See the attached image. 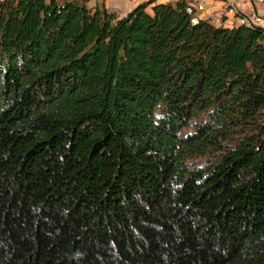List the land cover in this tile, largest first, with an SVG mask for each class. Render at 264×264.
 <instances>
[{
  "label": "trees",
  "instance_id": "16d2710c",
  "mask_svg": "<svg viewBox=\"0 0 264 264\" xmlns=\"http://www.w3.org/2000/svg\"><path fill=\"white\" fill-rule=\"evenodd\" d=\"M88 2L0 0V264H264V29Z\"/></svg>",
  "mask_w": 264,
  "mask_h": 264
},
{
  "label": "built area",
  "instance_id": "2783aa9c",
  "mask_svg": "<svg viewBox=\"0 0 264 264\" xmlns=\"http://www.w3.org/2000/svg\"><path fill=\"white\" fill-rule=\"evenodd\" d=\"M262 5L264 0H193L187 2L185 12L193 18V24L207 21L210 24H229L234 28L237 27V11H247L248 17L264 26V14L260 12ZM127 13L120 11L119 17Z\"/></svg>",
  "mask_w": 264,
  "mask_h": 264
},
{
  "label": "crops",
  "instance_id": "0c3cea01",
  "mask_svg": "<svg viewBox=\"0 0 264 264\" xmlns=\"http://www.w3.org/2000/svg\"><path fill=\"white\" fill-rule=\"evenodd\" d=\"M147 0H89L90 6H104L109 10H115V11H129L138 4L145 2ZM161 2H176L178 0H159ZM187 2L193 1V0H186ZM219 1V0H217ZM151 11V8H149Z\"/></svg>",
  "mask_w": 264,
  "mask_h": 264
},
{
  "label": "bare ground",
  "instance_id": "6f19581e",
  "mask_svg": "<svg viewBox=\"0 0 264 264\" xmlns=\"http://www.w3.org/2000/svg\"><path fill=\"white\" fill-rule=\"evenodd\" d=\"M237 25L239 26H245L250 28L259 27L264 29V26L261 23L256 22L255 20H252L250 17H248L247 11H237ZM215 25H222L224 27H230L229 24H221V23H213Z\"/></svg>",
  "mask_w": 264,
  "mask_h": 264
},
{
  "label": "rangeland",
  "instance_id": "374dc122",
  "mask_svg": "<svg viewBox=\"0 0 264 264\" xmlns=\"http://www.w3.org/2000/svg\"><path fill=\"white\" fill-rule=\"evenodd\" d=\"M149 11H150V10H149ZM151 11H152V10H151ZM151 11H150V12H151ZM260 12L264 14V5H262V6L260 7Z\"/></svg>",
  "mask_w": 264,
  "mask_h": 264
}]
</instances>
